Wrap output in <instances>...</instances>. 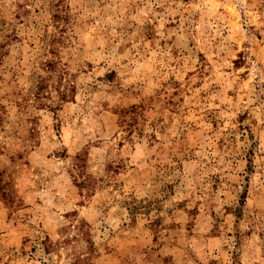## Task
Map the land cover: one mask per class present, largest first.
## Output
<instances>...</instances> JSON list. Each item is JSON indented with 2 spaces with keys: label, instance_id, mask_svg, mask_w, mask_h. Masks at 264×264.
Instances as JSON below:
<instances>
[{
  "label": "rangeland",
  "instance_id": "374dc122",
  "mask_svg": "<svg viewBox=\"0 0 264 264\" xmlns=\"http://www.w3.org/2000/svg\"><path fill=\"white\" fill-rule=\"evenodd\" d=\"M0 264H264V0H0Z\"/></svg>",
  "mask_w": 264,
  "mask_h": 264
}]
</instances>
